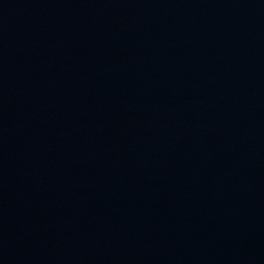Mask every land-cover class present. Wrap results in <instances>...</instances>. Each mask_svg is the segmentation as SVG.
I'll return each mask as SVG.
<instances>
[{"label": "water", "instance_id": "95a60500", "mask_svg": "<svg viewBox=\"0 0 264 264\" xmlns=\"http://www.w3.org/2000/svg\"><path fill=\"white\" fill-rule=\"evenodd\" d=\"M0 264H264V0H0Z\"/></svg>", "mask_w": 264, "mask_h": 264}]
</instances>
